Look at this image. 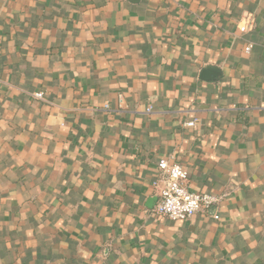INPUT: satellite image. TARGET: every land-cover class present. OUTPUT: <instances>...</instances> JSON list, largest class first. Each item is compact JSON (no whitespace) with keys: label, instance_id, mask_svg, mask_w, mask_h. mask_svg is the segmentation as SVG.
<instances>
[{"label":"crops","instance_id":"1","mask_svg":"<svg viewBox=\"0 0 264 264\" xmlns=\"http://www.w3.org/2000/svg\"><path fill=\"white\" fill-rule=\"evenodd\" d=\"M0 264H264V0H0Z\"/></svg>","mask_w":264,"mask_h":264},{"label":"built area","instance_id":"2","mask_svg":"<svg viewBox=\"0 0 264 264\" xmlns=\"http://www.w3.org/2000/svg\"><path fill=\"white\" fill-rule=\"evenodd\" d=\"M253 26V20L248 17L239 27L240 32L245 33ZM252 47L246 48L249 53ZM38 100H43V94H35ZM148 112H151L149 108ZM187 127H194L195 121L186 123ZM159 172L152 183L153 189L158 196V204L153 210L154 216L171 221L189 220L198 212H210L220 204L222 197L207 193L193 192L189 188V174L187 170L178 163H169L167 160H160L158 163ZM214 219L219 216L213 215Z\"/></svg>","mask_w":264,"mask_h":264},{"label":"water","instance_id":"3","mask_svg":"<svg viewBox=\"0 0 264 264\" xmlns=\"http://www.w3.org/2000/svg\"><path fill=\"white\" fill-rule=\"evenodd\" d=\"M219 71L213 67L206 68L203 70L201 79L205 81H210L212 77H216Z\"/></svg>","mask_w":264,"mask_h":264}]
</instances>
